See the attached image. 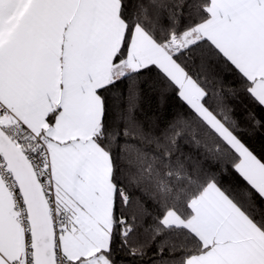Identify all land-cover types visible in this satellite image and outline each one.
<instances>
[{"label": "snow or ice", "instance_id": "6c2138e0", "mask_svg": "<svg viewBox=\"0 0 264 264\" xmlns=\"http://www.w3.org/2000/svg\"><path fill=\"white\" fill-rule=\"evenodd\" d=\"M0 264H264V0H0Z\"/></svg>", "mask_w": 264, "mask_h": 264}, {"label": "trees", "instance_id": "16d2710c", "mask_svg": "<svg viewBox=\"0 0 264 264\" xmlns=\"http://www.w3.org/2000/svg\"><path fill=\"white\" fill-rule=\"evenodd\" d=\"M152 103H155V102L153 101ZM145 106H147V105H145Z\"/></svg>", "mask_w": 264, "mask_h": 264}]
</instances>
